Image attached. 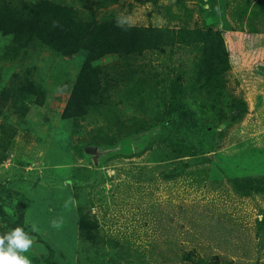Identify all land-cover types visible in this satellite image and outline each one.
Instances as JSON below:
<instances>
[{
  "label": "rangeland",
  "instance_id": "obj_1",
  "mask_svg": "<svg viewBox=\"0 0 264 264\" xmlns=\"http://www.w3.org/2000/svg\"><path fill=\"white\" fill-rule=\"evenodd\" d=\"M49 1L84 18L230 30L238 56L205 87L199 45L107 55L94 62L102 99L68 119L87 53L20 48L0 32V100L12 87L0 110V235L24 227L32 264H264V193L234 185L264 176V0ZM238 98L248 110L230 124ZM181 102L203 120L173 123ZM88 144L119 149L95 165Z\"/></svg>",
  "mask_w": 264,
  "mask_h": 264
},
{
  "label": "trees",
  "instance_id": "obj_2",
  "mask_svg": "<svg viewBox=\"0 0 264 264\" xmlns=\"http://www.w3.org/2000/svg\"><path fill=\"white\" fill-rule=\"evenodd\" d=\"M20 5L23 7L17 8L14 0H0V32L12 35L17 46L27 48L34 42H41L63 56L81 51L87 53L86 64L79 73L63 114L68 119L85 117L89 112L90 102L97 97L102 99V79L99 78L100 72L94 67V62L107 55L128 57L172 46L199 45L201 58L197 81L205 87H216L238 56V39L226 29L153 25H125L122 28L115 21L84 18L73 9L55 1L44 0L42 4L32 8L22 3ZM53 21H58V26L53 27ZM11 88L5 89L0 100V110L7 103L6 98L9 96L6 95ZM234 104L230 124L243 119L248 110V104L243 98L236 99ZM167 112L179 115L172 120L176 125L183 121L198 119L200 123L203 120L196 117L183 102ZM192 125H196V122L193 121ZM234 185L243 195L264 193V176L257 179H237Z\"/></svg>",
  "mask_w": 264,
  "mask_h": 264
},
{
  "label": "clouds",
  "instance_id": "obj_3",
  "mask_svg": "<svg viewBox=\"0 0 264 264\" xmlns=\"http://www.w3.org/2000/svg\"><path fill=\"white\" fill-rule=\"evenodd\" d=\"M117 26L124 28L131 26L130 22L123 17H117ZM58 26V21H53V27ZM52 227H59V223L53 220ZM33 231H36L33 226ZM33 246V239L24 227L17 226L12 230L0 235V264H32L31 259L25 255Z\"/></svg>",
  "mask_w": 264,
  "mask_h": 264
},
{
  "label": "water",
  "instance_id": "obj_4",
  "mask_svg": "<svg viewBox=\"0 0 264 264\" xmlns=\"http://www.w3.org/2000/svg\"><path fill=\"white\" fill-rule=\"evenodd\" d=\"M118 149L119 148H110L107 145L98 144H88L84 147L85 152L91 155V158L95 165H99L103 158L108 157Z\"/></svg>",
  "mask_w": 264,
  "mask_h": 264
}]
</instances>
